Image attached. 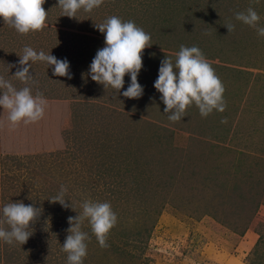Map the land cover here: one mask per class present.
<instances>
[{
    "label": "rangeland",
    "instance_id": "rangeland-1",
    "mask_svg": "<svg viewBox=\"0 0 264 264\" xmlns=\"http://www.w3.org/2000/svg\"><path fill=\"white\" fill-rule=\"evenodd\" d=\"M56 5L46 0L47 20L35 34L20 35L0 17V76L25 86L12 78L25 46L67 59L71 75L32 64V94L46 100L34 124L13 129L0 108V209L22 201L41 214L24 245L0 241V264H67L68 217L86 199L110 203L117 223L101 248L84 221L83 264H264V38L235 20L252 7L264 26V0H104L77 19ZM113 15L151 36L139 99L88 75L105 46L93 25ZM181 45L197 46L215 70L224 112L202 118L193 105L175 123L163 113L154 82ZM124 81L121 93L130 75ZM61 185L73 209L48 201Z\"/></svg>",
    "mask_w": 264,
    "mask_h": 264
},
{
    "label": "clouds",
    "instance_id": "clouds-1",
    "mask_svg": "<svg viewBox=\"0 0 264 264\" xmlns=\"http://www.w3.org/2000/svg\"><path fill=\"white\" fill-rule=\"evenodd\" d=\"M45 2L46 0H0V17L20 35L35 34L44 29L47 20L48 12L43 7ZM103 3L104 0H57L55 7L62 10L61 16L77 19L78 12L91 13ZM235 20L255 29L257 35L264 38V26H260V16L254 8L248 7L246 11L235 13ZM93 26L103 34L105 46L97 50L89 66L88 75L91 80L102 85L105 90H115L116 96L141 98L144 89L137 78L143 67V51L152 46L150 34L133 21L125 22L114 15L99 24L94 23ZM224 27L229 34L235 29L232 23L225 24ZM22 51L19 67L12 78L25 86L17 89L10 79L0 76V108L7 111V120L13 129L21 123L34 124L45 114L46 100L43 94H32L31 85L36 83L30 72L33 63L44 62L48 67H53V76L71 79L67 59H57L43 50L37 52L30 46H25ZM12 67L16 65H8L9 69ZM126 74L130 75L131 83L121 93ZM154 88L160 93V100L165 105L163 113L172 123L181 121L186 116L187 109L193 105L198 108L202 118H207L213 111L222 113L226 110L223 83L197 46L181 45L174 63L166 56L160 63ZM221 123H227V119H222ZM66 193V186L61 185L57 195L48 201L59 203L65 209L72 208L71 203L66 202ZM81 208L82 213L68 217V234L61 246V250L67 254V264H83L87 256L86 241L90 237L82 230L85 220L101 248L109 247L107 238L117 223V216L108 202L86 199L81 203ZM40 215V208L33 204L25 205L22 201L5 204L0 209V241L7 245H24L33 235L31 226Z\"/></svg>",
    "mask_w": 264,
    "mask_h": 264
},
{
    "label": "trees",
    "instance_id": "trees-1",
    "mask_svg": "<svg viewBox=\"0 0 264 264\" xmlns=\"http://www.w3.org/2000/svg\"><path fill=\"white\" fill-rule=\"evenodd\" d=\"M4 261V260H3Z\"/></svg>",
    "mask_w": 264,
    "mask_h": 264
}]
</instances>
